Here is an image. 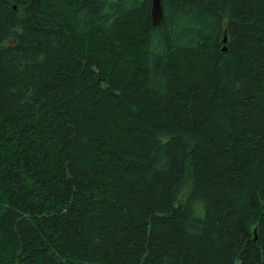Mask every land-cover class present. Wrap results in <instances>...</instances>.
<instances>
[{"label": "trees", "instance_id": "trees-1", "mask_svg": "<svg viewBox=\"0 0 264 264\" xmlns=\"http://www.w3.org/2000/svg\"><path fill=\"white\" fill-rule=\"evenodd\" d=\"M0 0V264H264V0Z\"/></svg>", "mask_w": 264, "mask_h": 264}, {"label": "water", "instance_id": "water-1", "mask_svg": "<svg viewBox=\"0 0 264 264\" xmlns=\"http://www.w3.org/2000/svg\"><path fill=\"white\" fill-rule=\"evenodd\" d=\"M163 12L161 0H151V23L152 26H158L162 22Z\"/></svg>", "mask_w": 264, "mask_h": 264}]
</instances>
